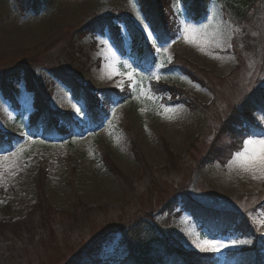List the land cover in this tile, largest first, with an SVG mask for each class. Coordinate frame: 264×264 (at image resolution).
<instances>
[{"label":"rangeland","instance_id":"rangeland-1","mask_svg":"<svg viewBox=\"0 0 264 264\" xmlns=\"http://www.w3.org/2000/svg\"><path fill=\"white\" fill-rule=\"evenodd\" d=\"M162 1L165 27L174 39L166 44L147 39L144 24H149L137 0H0V130L22 139L13 151L0 154V220H17L30 210L37 170L46 172L48 205L57 210L45 228L21 227L19 232L11 222L1 227L0 264H65L96 237L145 212L156 214L176 195L209 209L246 215L264 238V173L258 168L243 171L232 163L246 148L264 155V137H247L243 130L238 134L228 123L230 111L242 96L264 80V0L250 1L243 20L229 14L222 1L210 0L200 21L185 12L183 1ZM233 1L241 6L245 0ZM115 17L130 20L151 45L156 64L149 75L133 68L129 52L125 59L119 58L107 29L102 35L92 31L73 39L83 24L107 20L126 41L125 29L113 21ZM185 25L199 30L203 51L186 42ZM71 43L74 58L70 59ZM54 70L85 86V93L102 103L99 108L105 103L111 107L96 132L89 130L87 105L73 99L71 91L54 77ZM155 84L176 89V97ZM1 87L13 94L18 110L4 100ZM97 90L113 94L107 100ZM39 108L70 115L83 132L63 143L43 142L41 132L33 139L28 124ZM165 108L172 111L165 112ZM129 135L137 142L149 182L142 163L132 154ZM231 139L234 144L224 148ZM165 154L172 157L170 166ZM104 159L128 179V194ZM72 173L79 202L85 207L74 216L69 191ZM177 212L180 218L167 226L189 249L222 256L245 244L231 243L245 241L239 237L215 238L194 223L189 213ZM165 220L166 215L157 217L160 224ZM204 240L226 246L201 251L196 243Z\"/></svg>","mask_w":264,"mask_h":264},{"label":"trees","instance_id":"trees-1","mask_svg":"<svg viewBox=\"0 0 264 264\" xmlns=\"http://www.w3.org/2000/svg\"><path fill=\"white\" fill-rule=\"evenodd\" d=\"M186 5V11L194 15L196 19H203L207 13L209 0H182ZM223 2L226 11L233 15L238 20H243L245 13L250 6L249 2L253 0H245L239 6L233 0H220ZM137 0L141 8L142 15L146 18L150 25V30L155 35V39L160 44L170 41L171 34L166 30L165 25L167 13L165 15L162 0ZM37 5V3H36ZM166 16V17H165ZM113 21H119L125 29L126 41L119 35V29L114 24H109L107 20L93 21L83 24L75 31L74 40L79 37L88 36L92 31L99 34L107 29L111 40V45L120 59H125L129 52L130 59L133 61V68L138 67L143 69L146 74H150L151 68L155 65V58L151 45L146 40L145 35L130 20L122 17H115ZM112 28V29H111ZM112 32V34H111ZM118 32V33H117ZM77 37V38H76ZM69 58H74V45H69ZM78 60V59H75ZM54 77L62 81L67 87L75 101H83L87 107L86 115L88 117L89 129L96 132L99 129L102 121L105 119L111 110L107 107V103L103 108H99L102 103L99 99L93 97L90 93L86 94V87L80 86L73 78L62 76L59 73L62 70H54ZM149 77H141L146 80ZM169 93L171 97H176L174 88H167L163 85H154ZM91 89V88H89ZM88 89V90H89ZM4 95V100H9L12 109L18 110L16 100L13 94H10L7 89L1 87ZM99 94H103L109 100L113 94L110 90H97ZM118 93V92H117ZM41 98L38 93H35V100ZM116 99V98H115ZM128 99V97H126ZM95 102H94V101ZM118 100V99H116ZM120 103L123 101L118 100ZM32 120H29V129L33 138H36L38 132H41L43 141L59 142L72 141L73 137L81 134L83 128L68 114L58 112H50L47 108H39L36 113H32ZM230 116H238V120L228 121L229 126L234 132L238 133L243 130L245 136H261L264 135V80H258L256 85L236 104L230 111ZM97 117V118H96ZM96 119V120H95ZM99 119V120H97ZM102 119V120H103ZM226 133V132H224ZM22 140L12 134L4 133L0 130V154L9 153L13 150L14 144ZM235 139L229 140L224 148L231 147ZM130 148L136 160L142 163V156L137 146V142L132 135H129ZM159 143L166 150V145L161 139ZM166 156V164L170 166L172 157ZM210 158V157H209ZM207 158V160L209 159ZM104 163H107L104 159ZM140 165V164H139ZM142 173L147 182L151 176L147 172L146 166L142 163ZM110 173L121 185L123 193L126 195L130 192V187L127 185L124 176L113 167L112 163H108ZM46 172L37 170L34 182L35 202L22 217L17 220L1 219L0 228L8 227L9 222L13 229L20 232L21 227L37 229L46 227L51 224L50 218L55 209L48 205L46 192ZM127 179V178H126ZM74 176L70 174L69 191L70 198L75 204V209L72 212L74 216L76 212L83 210L85 207L79 201L80 198L73 184ZM128 180V179H127ZM82 202V201H81ZM7 206L3 210H7ZM177 213H189L192 220L201 227L207 228L214 237L225 235H237L244 239L245 243L241 248L227 251L223 257H219L211 252H198L190 250L183 246L175 239L168 226L173 220L180 218ZM87 210H93L88 208ZM8 213V212H7ZM4 216L5 214L2 213ZM166 215L165 224L157 221L158 216ZM3 222V223H2ZM29 233H34L28 230ZM65 264H264V238L255 229L246 215H241L229 211H217L206 208L195 202L191 198L176 195L174 198L167 199L156 211L145 212L137 216L132 221L118 226L103 233L90 241L87 245L79 249L69 262Z\"/></svg>","mask_w":264,"mask_h":264},{"label":"snow or ice","instance_id":"snow-or-ice-1","mask_svg":"<svg viewBox=\"0 0 264 264\" xmlns=\"http://www.w3.org/2000/svg\"><path fill=\"white\" fill-rule=\"evenodd\" d=\"M140 19V23L144 24L143 19L140 17H137ZM149 25L144 24V31L147 32V39L152 40L153 43H157V39H154V35L152 31H149ZM198 29H195L191 26L185 25L184 27V34H185V39L186 42L190 44H195L197 46L201 47V50L203 51V43L204 41H201L198 37ZM159 50V48L157 49ZM129 79L132 78V74L129 73ZM159 79V77H157ZM114 111V110H113ZM165 112H171L172 109L170 108H165ZM76 112L80 113L81 109L76 108ZM253 141H248V144L251 145L253 144ZM234 164H237L243 171H249V172H255V170L258 168L261 173H264V155L258 156L254 151L251 153L249 150L246 148L245 152L238 153L235 159L233 160ZM253 178H258V177H253ZM233 245L238 244V243H247L246 241H232L231 242ZM226 245L220 243V242H215L211 240H204L200 243H196V247L199 248L201 251H218L221 247H224Z\"/></svg>","mask_w":264,"mask_h":264}]
</instances>
